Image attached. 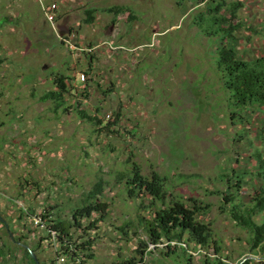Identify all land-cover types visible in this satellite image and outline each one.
Here are the masks:
<instances>
[{
	"label": "rangeland",
	"instance_id": "obj_1",
	"mask_svg": "<svg viewBox=\"0 0 264 264\" xmlns=\"http://www.w3.org/2000/svg\"><path fill=\"white\" fill-rule=\"evenodd\" d=\"M232 1L241 4L233 20L240 26L233 30L238 56L264 55V0H226ZM52 2L59 5L54 11L62 14L55 16V27L44 13ZM195 4L0 0V191L4 194L0 214L12 217L8 225L16 237L27 226L20 242L26 241L28 247L40 242L36 255L40 264L55 258V246L45 227L35 226L31 218L45 210L52 217L71 218L72 209L98 178L105 181L102 198L109 204L107 215L86 233L75 234L93 239L94 256L86 264H119L131 258H142L145 264H216L215 258L226 264H264V250L251 251V233L234 221L229 205L220 208L219 194L234 193L236 202L250 204L264 187V178L257 176L264 175V104L237 107L231 92L224 91L221 76L212 67L216 43L194 25L203 8ZM113 5L126 10L118 14L102 10ZM92 7L97 8L95 19L106 24L100 30L108 35L103 43L106 54L87 51L92 36L84 21L85 8ZM70 30L77 31L80 40L73 41ZM64 34H71L70 43ZM80 72L87 79L70 87L73 90L57 110L55 99H38L55 89V76L62 74L80 84ZM111 80L117 88L106 93ZM85 89L87 99L81 94ZM78 101L81 106L75 109ZM65 106L71 107L63 110ZM107 122L114 123L112 133L99 132ZM130 154L144 175L157 171L167 176L174 194L211 204L209 212L199 216L210 224L207 246L190 243L188 251L178 248L169 255L161 253L166 242L155 248L139 223V216H149L143 207L149 197L129 198L124 181L117 182V174L130 167L126 163ZM179 174L193 175L180 179ZM237 180H243L240 186L234 185ZM21 205L30 215L17 219ZM253 219L263 224L264 210ZM90 220H83V226ZM3 226L0 222V245L13 249ZM25 262L21 249L0 258V264Z\"/></svg>",
	"mask_w": 264,
	"mask_h": 264
},
{
	"label": "trees",
	"instance_id": "obj_2",
	"mask_svg": "<svg viewBox=\"0 0 264 264\" xmlns=\"http://www.w3.org/2000/svg\"><path fill=\"white\" fill-rule=\"evenodd\" d=\"M186 1H195L197 7L200 4L203 5L202 10H199L196 15L194 25L206 36L212 37L216 43L215 48L211 50V56L213 58L212 67L220 74V81L224 91L231 92V98L237 107L264 104V55L252 59H243L238 56V52L233 45L236 41L233 30L240 27L233 20L241 4L233 1L226 2V0ZM125 10L119 5H113L107 7L105 11L118 14ZM94 11L96 10L91 8L85 9V22H93ZM225 11H229L230 13L227 14ZM54 85L55 89L48 90L38 99L40 101H46L50 98L55 99L54 108L57 110L66 102L65 94L69 90L72 91V88H70L72 87L71 78L59 74L54 77ZM113 85L114 83H111L110 87L105 90L106 93L112 91ZM81 94L83 98L87 99L89 92L85 89L81 91ZM76 105L75 109H79L81 101L76 102ZM70 107L65 106L63 110ZM97 111H99V108H97ZM79 114L83 117L87 116L84 110H80ZM233 115L235 113L231 112V118L235 117ZM88 117L90 119H96L97 124L101 123L100 119L96 116ZM112 124L114 123L107 122L99 132L106 129L107 132L112 133L110 129ZM257 154L255 155L257 156ZM259 154L258 157H260ZM126 163L130 167L128 171H121L117 174V182L124 181L125 190L129 198L139 196L149 197V203L143 206L144 209H149V216H139V223L143 225L149 240L155 245V248H158L161 243L166 242L167 244L163 246L166 250H162L161 253L169 255L178 250V248L183 252L188 251L190 243H195L196 246L200 247L207 246L211 236L210 224L201 221L199 216L206 215L211 209V204L203 202L196 197L189 196L187 199H184L179 194H174L167 186V176L161 175L157 171H152L149 177L144 175L141 172L140 165L133 159L132 154L126 157ZM192 175L179 174V178L185 179L192 177ZM257 176L264 178V175L258 174ZM242 181L237 180L234 185L240 186ZM104 188L105 181L102 178H98L89 191L84 194L81 203L72 209L73 213L71 218L52 217L48 213V210H45L41 216L47 231V238H52L51 232H55L54 242L57 245L56 254L67 257L68 264H77V260H80L81 264H86L85 262L94 256L93 252H90L93 239H84L85 234L84 236L82 234L84 232L86 233L91 226H95L98 221H103L107 215L109 204L102 198ZM219 194L222 195L220 208L223 209L224 205H229V211L234 221L251 233L249 238L251 251L255 250L256 254L259 253L258 250L263 251L264 223L257 224L253 217L264 210V187L261 188L260 192L253 198V203L250 204H243L240 201L236 202L238 198L237 194L234 193L219 191ZM94 213L96 214L95 218L92 217ZM25 215L27 213L21 210L17 219H22ZM2 217L8 224L12 221L11 216H7V218L5 216ZM87 219L91 220L87 225L83 226V220ZM3 229L8 237V243L15 248L11 249V247H8V244L2 243L0 245V258H5L6 255L13 256V252L16 249H21L24 260H26L25 264H36L29 250H32L37 255L40 242L30 246L28 250L15 242L16 240L21 241V239H25V234L16 237L14 236V232L9 228L14 234V239H12L4 226ZM23 229H27V226L23 225ZM78 230H81L82 234L76 236L75 234ZM184 234H187L186 238L183 237ZM172 241L175 244H171ZM214 251L215 254H218L219 248L215 246ZM190 257H192V254H188V259ZM215 260L217 261L216 264H226V262L219 258H215ZM41 264H46V262H41ZM119 264L145 263L142 258H140V261L131 258Z\"/></svg>",
	"mask_w": 264,
	"mask_h": 264
},
{
	"label": "crops",
	"instance_id": "obj_3",
	"mask_svg": "<svg viewBox=\"0 0 264 264\" xmlns=\"http://www.w3.org/2000/svg\"><path fill=\"white\" fill-rule=\"evenodd\" d=\"M63 2L64 3H66V0H63ZM74 2V1H73ZM52 3H54V2H52ZM74 3H76V2H74ZM54 4H56V10L59 8V5L57 4V3H54ZM106 8L107 7H104V8H102V10H106ZM86 9V8H85ZM91 9H94V10H97V8H95V7H92ZM68 9L67 8H65L64 9V11H67ZM94 13H95V11H94ZM94 13H93V16H94ZM55 14H56V16H58V15H62V14H59V12L57 11V12H55ZM96 17L94 16V20H93V22H91V23H87L88 24V28H87V32L92 36L90 39H89V41L91 40V42H88L89 43V47H87V51H90V52H93L94 50H95V52L96 51H103L105 54L107 53V51H105L106 49H104L103 48V45L104 44H106L105 42H108L106 39H107V37H108V35H102V33H101V29H103V28H105V25L106 24H102L100 21H97L96 19H95ZM52 24V26L53 27H55L54 25H55V22L53 21V23H51ZM56 24L58 25V19H57V21H56ZM80 26H81V23L79 24ZM79 25H78V27H79ZM82 28H83V26H81ZM74 30H70V31H68V34L70 33V32H73ZM77 31H76V33H75V36L72 38V40L74 41V40H80V36L79 35H77ZM68 34H64L65 36H67ZM93 41V42H92ZM76 43V42H75ZM104 43V44H103ZM63 45H64V43H63ZM76 48V47H75ZM91 49V50H90ZM102 49H104V50H102ZM103 53V55H104V57H105V54ZM89 59H91V57L89 58ZM89 61V60H88ZM89 65H90V63H89ZM71 70V69H70ZM91 74H93V75H95L96 76V73L94 72V71H91ZM98 74H100L101 76H102V73H98ZM106 76H108V75H106ZM74 77V76H73ZM91 80L92 81H94L95 83H96V85L99 87H101V82H99V81H95V78H91ZM111 83H114V88H117V86H116V83L114 82V81H110V84ZM82 83H80V84H77L76 82H74V81H72L71 80V85L72 86H74V85H78V86H80ZM54 88V87H53ZM71 90H73V89H71ZM1 206V205H0ZM1 208H3V206H1ZM12 220V219H11ZM14 228H15V226H14ZM18 231H20L18 228L16 229L15 228V232H17L18 233Z\"/></svg>",
	"mask_w": 264,
	"mask_h": 264
},
{
	"label": "built area",
	"instance_id": "obj_4",
	"mask_svg": "<svg viewBox=\"0 0 264 264\" xmlns=\"http://www.w3.org/2000/svg\"><path fill=\"white\" fill-rule=\"evenodd\" d=\"M56 8V4H54V3H52L51 5H50V7H47V8H44V13H45V15H46V17L48 18V20H50L52 23H53V21H54V19H55V16H56V14H55V11H54V9ZM72 34H73V37L75 36V33L74 32H71ZM68 36V38H66L64 41H68L69 39H70V36H71V34L70 35H67ZM69 42V41H68ZM70 43V42H69ZM79 75H80V77H79V80H80V82L82 83V82H84L86 79H87V76H86V74H85V72H80L79 73ZM108 117H109V115H108ZM2 196H4V194L0 191V198H3ZM7 198H5V199H8V201H10L12 204H14V200L12 201V197H8V196H6ZM11 203H8L7 204V207H11L12 206V204ZM21 209H22V211L24 212V213H27V215H25V216H29L30 215V213H29V211L27 210V209H25L22 205H21ZM43 214V212H41V214L40 215H42ZM40 215H38V216H34V217H32L31 219H32V223L35 225V226H45L44 225V222H43V220H42V217H39ZM23 227L21 228V232H22V234H24V232H23ZM45 231H46V229H45ZM55 232H51V235H52V238H50L51 240H53V245L55 246V254H56V247H57V245L55 244V242H54V237H55V234H54ZM46 234H47V231H46ZM172 243V242H171ZM53 260V261H52ZM76 263L77 264H81L80 263V260H77L76 261ZM46 264H68V259H67V257H65V256H63V255H55V258H53V259H51V260H48V261H46ZM89 264V263H88Z\"/></svg>",
	"mask_w": 264,
	"mask_h": 264
},
{
	"label": "water",
	"instance_id": "obj_5",
	"mask_svg": "<svg viewBox=\"0 0 264 264\" xmlns=\"http://www.w3.org/2000/svg\"><path fill=\"white\" fill-rule=\"evenodd\" d=\"M0 222H1V223L4 225V227L7 229L9 236H10L12 239H14V236H13L12 232L9 230V225H8V223H7L6 220L1 216V214H0ZM15 242H16L17 244H19V245H22L24 248H26V249L29 250V247H28L26 244L20 242L19 240H16ZM29 253H30L31 257L34 259V261L36 262V264H40L39 260H38L37 257H36V254H35L32 250H29Z\"/></svg>",
	"mask_w": 264,
	"mask_h": 264
}]
</instances>
